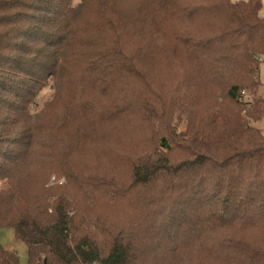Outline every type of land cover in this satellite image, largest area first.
Masks as SVG:
<instances>
[{"label": "trees", "instance_id": "trees-1", "mask_svg": "<svg viewBox=\"0 0 264 264\" xmlns=\"http://www.w3.org/2000/svg\"><path fill=\"white\" fill-rule=\"evenodd\" d=\"M110 1L102 14L109 43L88 69L109 92L116 82L142 79L133 22L108 14ZM82 7L71 0H0V227L13 230L28 264H264V138L256 126L264 122L262 0H158L154 13L174 21L164 45H175L189 72L207 84L209 104L185 115L187 132L154 142L149 131V148L118 184L78 175L67 157L87 143L77 140L68 151L70 123L54 111L45 116L70 80L69 48ZM215 86L223 95H212ZM44 90L51 99L39 106ZM162 96L127 92L133 105L113 116L123 123L140 110L151 114ZM186 106L193 104L181 102L180 113ZM91 112L86 106L75 127L93 124ZM47 117L52 125L40 134ZM43 135L65 146L57 162H48L55 146L43 147ZM178 151L188 157L174 160ZM115 201L129 206L127 221L112 220ZM0 264L18 260L0 247Z\"/></svg>", "mask_w": 264, "mask_h": 264}, {"label": "rangeland", "instance_id": "rangeland-1", "mask_svg": "<svg viewBox=\"0 0 264 264\" xmlns=\"http://www.w3.org/2000/svg\"><path fill=\"white\" fill-rule=\"evenodd\" d=\"M106 1L108 0H71L74 7L83 2L82 9L75 15L72 43L69 48L70 52L74 53L72 54L74 60L66 67L71 77L70 80L64 81L66 84L59 90L56 106L49 109L45 116L54 111L60 118L65 117L70 123L71 128L67 129L68 151L77 140L87 143L86 146L82 145L71 151L67 157L78 175H91L94 178L104 179L106 183L116 181L118 184L126 182L129 178V165L136 155L149 148V131L156 132L150 136L154 142H157L160 136H165L169 132L171 134L175 130L187 132L188 122L184 120L185 115H190L195 109L203 108L209 103L204 93V86L207 84L189 72L180 55L176 53L175 45L171 43L164 45L163 35L168 32L174 21L165 11L154 13L158 0H115L110 1L109 8L108 3L106 4L108 14L110 11H115L121 16V22L127 26L133 22L139 39L138 42L136 41L137 73L142 79L119 82V84L116 82L114 91L110 92L109 88L95 84L94 74L88 70L90 62L92 56L99 54L109 43L111 34L109 26H106V19L102 16ZM152 12L153 15H150ZM259 16L264 18V0ZM147 37H151L149 43ZM258 79L264 99V65H260L258 69ZM119 89H122L121 93ZM133 90L142 94L151 90L156 94H162V104L155 110H150L151 114L142 110L132 113L127 121L122 123L113 115L117 112L115 109L130 108L133 105L131 98L124 97V94ZM223 93L217 86L212 90L213 96ZM247 98L250 96L248 95ZM50 99V92L44 90L39 93L36 103L43 106ZM181 102L188 105L192 103L193 106L191 108L186 106L187 112L182 114ZM86 106L92 107L89 116H93V119L87 123L93 124L75 127ZM102 113H106L104 117ZM148 118L152 120L151 123L150 120L148 123L143 122ZM50 125L52 120L45 118L41 124L40 134ZM256 126L264 138V122H259ZM42 139L43 147L55 146L54 153L45 150L47 155L51 154L48 162H57L59 152L65 146L60 147L59 137L56 144L48 135H43ZM171 139L172 137L169 141ZM187 157L185 152L178 151L173 159L179 161ZM36 158L39 161V157ZM23 184L31 187L32 181L26 179L23 180ZM109 208H112L109 214L115 222H125L129 219L130 209L126 203L115 201ZM0 247L5 252L14 253L18 264H28L25 247L15 240L10 227H0ZM162 263L160 260L157 262V264ZM183 264H208V261L197 263L189 259Z\"/></svg>", "mask_w": 264, "mask_h": 264}, {"label": "built area", "instance_id": "built-area-1", "mask_svg": "<svg viewBox=\"0 0 264 264\" xmlns=\"http://www.w3.org/2000/svg\"><path fill=\"white\" fill-rule=\"evenodd\" d=\"M241 95H243L244 97H246L244 92H241ZM53 180V178H51V181Z\"/></svg>", "mask_w": 264, "mask_h": 264}]
</instances>
